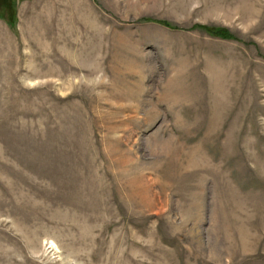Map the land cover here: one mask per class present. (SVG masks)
<instances>
[{"label":"rangeland","instance_id":"rangeland-1","mask_svg":"<svg viewBox=\"0 0 264 264\" xmlns=\"http://www.w3.org/2000/svg\"><path fill=\"white\" fill-rule=\"evenodd\" d=\"M0 264H264V0H0Z\"/></svg>","mask_w":264,"mask_h":264},{"label":"trees","instance_id":"trees-1","mask_svg":"<svg viewBox=\"0 0 264 264\" xmlns=\"http://www.w3.org/2000/svg\"><path fill=\"white\" fill-rule=\"evenodd\" d=\"M219 36H221V37H227L226 34H225V35H224V34H221V35H219Z\"/></svg>","mask_w":264,"mask_h":264}]
</instances>
